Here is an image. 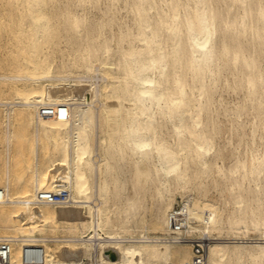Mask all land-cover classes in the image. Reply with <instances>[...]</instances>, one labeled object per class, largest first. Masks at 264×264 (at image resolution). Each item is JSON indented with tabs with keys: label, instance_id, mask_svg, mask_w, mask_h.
Instances as JSON below:
<instances>
[{
	"label": "bare ground",
	"instance_id": "obj_1",
	"mask_svg": "<svg viewBox=\"0 0 264 264\" xmlns=\"http://www.w3.org/2000/svg\"><path fill=\"white\" fill-rule=\"evenodd\" d=\"M7 1L26 38L0 75L13 258L42 244L50 264H191L192 243L167 239L180 195L206 264H264V0ZM63 188L69 203L37 197Z\"/></svg>",
	"mask_w": 264,
	"mask_h": 264
},
{
	"label": "built area",
	"instance_id": "obj_2",
	"mask_svg": "<svg viewBox=\"0 0 264 264\" xmlns=\"http://www.w3.org/2000/svg\"><path fill=\"white\" fill-rule=\"evenodd\" d=\"M2 197V195H0ZM39 200L54 203H69L70 192L63 188L58 192L40 191L37 193ZM171 236L168 240L175 242L190 241L192 243L193 260L191 264H206L207 250L212 239L208 236H189L183 234L187 231L188 212L180 204L176 205L169 215ZM181 233V234H179ZM0 264H50L47 261V251L42 244H24L18 260L13 258L11 240H0Z\"/></svg>",
	"mask_w": 264,
	"mask_h": 264
},
{
	"label": "rangeland",
	"instance_id": "obj_3",
	"mask_svg": "<svg viewBox=\"0 0 264 264\" xmlns=\"http://www.w3.org/2000/svg\"><path fill=\"white\" fill-rule=\"evenodd\" d=\"M8 2L7 4H8V6H7V4H6V2ZM1 2H4L3 4L5 5V8L8 10V12H10L9 10H11L10 8H12V13L14 14L13 15V19L11 18V16L10 17H7L10 13H7V12H5L6 11V9L5 8H3V6L1 5L2 3ZM103 0H101L100 1V5H101V7H106L105 5H103V3L105 4L106 3V1H104L103 3ZM13 3V1H11V4ZM102 3V4H101ZM13 5H14V3H13ZM103 5V6H102ZM0 6H1V10H3L2 11V13H1V10H0V13L1 14H3L4 12H5V14L6 15H2V17L0 18V19H5L6 17H7V20L5 19V21H3V24L1 23V21H0V25H1V29L2 30H0V68H1V70H3V71H1L0 70V75H3V74H8V75H14L13 74V72H14V70L15 71H17L18 69H19V67H21L22 66V64L24 63V58H23V56H22V45H24L23 44V42L24 41H26V38L24 37V39H23V36L22 37H20L19 35L20 34H18V33H15V31H16V29H17V27H18V23H19V21H20V17H22L23 15L22 14H24V13H22V12H24V11H22L21 12V10H18L19 8L17 7V6H15L14 5V7H11L12 5H10V2L9 1H7V0H0ZM9 8H7V7ZM119 6V8L120 7H122V6H124V4H122V2L118 5ZM15 10H14V9ZM91 9V10H90ZM89 9V13H91V12H94V14L93 13H91L90 15L93 17H95L96 15L98 16L99 14H100V12H98L99 10L97 9V8H94V9H92V8H90ZM97 11H96V10ZM55 12V14L53 13V16H56V11H54ZM121 12H122V15L124 14V15H126V12H125V10H124V12H123V9H121ZM99 13V14H98ZM11 15V14H10ZM1 16V15H0ZM4 17V18H3ZM25 17V16H24ZM8 18H11L12 19V22L13 23H11L10 21H11V19H9V22H7L8 21ZM55 18V17H54ZM24 20L25 18H21V20ZM56 19V18H55ZM54 19V20H55ZM57 20V19H56ZM55 20V21H56ZM16 21H17V23H16ZM23 22V21H22ZM26 22V21H25ZM24 22V23H25ZM10 25H9V24ZM12 25V26H11ZM14 28H15V30H14ZM6 30V31H5ZM9 32H8V31ZM13 31V32H12ZM1 33L3 34L2 35V37H1ZM9 33H11V34H9ZM19 37V38H18ZM21 38V39H20ZM19 45H21V46H19ZM62 45V47H60L61 49L63 48V45H64V47H65V44H61ZM16 48H18V50L16 49ZM10 49H12V50H14V53L15 52H17L15 55H13L12 53H13V51L11 52L10 51ZM20 49V50H19ZM15 50H17V51H15ZM9 51H10V53H9ZM59 49L56 51V55H55V58L57 59L56 61H57V63H58V60H59V58H60V56H59ZM19 53V55L18 56H16L17 54ZM22 57V58H21ZM19 58H21V61H22V63H21V61H20V59ZM3 60V61H2ZM61 60V59H60ZM6 61V62H5ZM19 61H20V63H19ZM9 62H10V64H9ZM60 62V61H59ZM12 63H14V64H16L15 65V67H14V64H13V68H12ZM2 64V65H1ZM7 64H8V67H10L11 66V69L10 68H8L7 67ZM17 66V67H16ZM7 68V69H6ZM18 68V69H17ZM6 70V72H4ZM12 70H13V72H12ZM9 71V72H8ZM18 72V71H17ZM15 74H16V72H15ZM94 74H96V73H94ZM95 79H97V80H95L94 79V81L96 82V83H98L99 82V85H103V83L105 82V80H103V77H101V76H99V74H96L95 75ZM99 77H101L100 79H98ZM8 81V82H7ZM6 82H4L3 84H5V85H7L6 87H7V89H9L10 88V86L13 84V83H11V82H13L12 80L10 81V80H7ZM100 81H102V82H100ZM10 82V83H9ZM9 83V84H8ZM85 83H86V81H85ZM87 83H89V82H87ZM3 84H2V88H0V90L2 89V91H0V94H1V92H4L3 93V95L5 94V93H7V89L5 88V85L3 86ZM5 89H6V91H5ZM10 91H8V93H9ZM7 93V94H8ZM228 92H223V96H224V98L227 100V101H229V102H233V101H231V100H234L235 101V96L232 94V93H228ZM7 94H5L4 96H7ZM225 94V95H224ZM2 94L0 95V96H3ZM228 95V96H227ZM9 96H11L12 98H13V94H8V96L7 97H9ZM234 96V97H233ZM231 97V98H230ZM0 109H1V107H0ZM2 110V109H1ZM23 130V128L22 127H19V128H16L15 129V131H14V134H15V138H17V139H15L14 140V143H13V145H12V149L13 150H16L17 148H19L20 147V139L21 138H23V137H21L20 138V135H23V132L21 131V129ZM20 134V135H19ZM17 136V137H16ZM227 136V135H226ZM21 140H23V139H21ZM29 141V143L27 142L26 143V141L24 140L23 142L24 143H26V144H24V145H22L23 147H28V146H31L32 145V141L31 140H28ZM23 144V143H22ZM31 144V145H30ZM19 145V146H18ZM231 146H229V148H230ZM16 152V151H15ZM4 160H5V134H4V129H3V126L0 124V171L3 169V162H4ZM228 161V160H227ZM229 162V163H228ZM228 162H226V164H230V161H228ZM213 192H214V194H217V192H215L214 190H212V194H213ZM210 194H211V192H210ZM181 201V196L180 195H178L177 196V201H176V203H175V205L174 206H176V205H178V204H180L179 202ZM178 202V203H177Z\"/></svg>",
	"mask_w": 264,
	"mask_h": 264
}]
</instances>
